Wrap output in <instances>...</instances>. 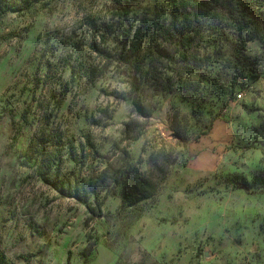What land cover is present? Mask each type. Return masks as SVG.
<instances>
[{"label":"rangeland","instance_id":"rangeland-1","mask_svg":"<svg viewBox=\"0 0 264 264\" xmlns=\"http://www.w3.org/2000/svg\"><path fill=\"white\" fill-rule=\"evenodd\" d=\"M29 4L0 17V264H264L259 41L210 18L181 62L165 0Z\"/></svg>","mask_w":264,"mask_h":264},{"label":"trees","instance_id":"trees-1","mask_svg":"<svg viewBox=\"0 0 264 264\" xmlns=\"http://www.w3.org/2000/svg\"><path fill=\"white\" fill-rule=\"evenodd\" d=\"M37 1V0H34ZM171 9L167 13V28L171 32L173 40L181 47V62H186V56L193 47L198 32L202 30L207 19L222 16L225 21L233 26L235 43L232 47L234 58H244L245 45L251 39L260 43V57L264 60V0H165ZM27 0L16 2L15 0H0V17L10 10H26L30 4L21 7L20 4ZM17 6V7H15ZM252 28L249 37L245 30ZM129 34H126L125 42H128ZM145 33L140 28L134 31L130 41V47L137 51ZM235 85V83H233ZM258 184L260 194H264V170L254 179ZM245 184V183H244ZM157 183H153L150 175H142L134 171L124 183L123 195L129 205L138 204L150 199L156 190ZM246 189V185H242ZM93 194V191L92 193Z\"/></svg>","mask_w":264,"mask_h":264},{"label":"built area","instance_id":"built-area-1","mask_svg":"<svg viewBox=\"0 0 264 264\" xmlns=\"http://www.w3.org/2000/svg\"><path fill=\"white\" fill-rule=\"evenodd\" d=\"M239 97H240V95H239Z\"/></svg>","mask_w":264,"mask_h":264}]
</instances>
